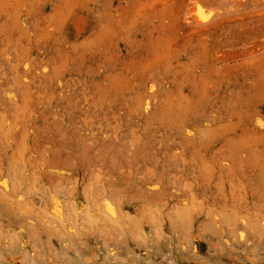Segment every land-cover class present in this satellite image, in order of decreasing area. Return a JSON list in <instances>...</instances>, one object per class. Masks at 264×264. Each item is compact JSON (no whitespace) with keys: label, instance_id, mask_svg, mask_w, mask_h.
<instances>
[{"label":"rangeland","instance_id":"374dc122","mask_svg":"<svg viewBox=\"0 0 264 264\" xmlns=\"http://www.w3.org/2000/svg\"><path fill=\"white\" fill-rule=\"evenodd\" d=\"M189 1L0 0V264H264V0Z\"/></svg>","mask_w":264,"mask_h":264},{"label":"bare ground","instance_id":"6f19581e","mask_svg":"<svg viewBox=\"0 0 264 264\" xmlns=\"http://www.w3.org/2000/svg\"><path fill=\"white\" fill-rule=\"evenodd\" d=\"M196 0H191L189 1L190 3H188L187 6V12L186 13V23L188 22L189 24L195 26V27H202L204 26V24L206 23V21H208L207 19L208 16L205 15V12H202V10L200 9L199 3L197 4ZM253 3V2H252ZM190 4V5H189ZM205 9V8H204ZM187 23V24H188ZM69 29H71L73 31V37L77 38L79 36H81L85 30V22L81 19L78 18H72L69 22ZM68 29V30H69ZM253 47V46H252ZM249 50V51H248ZM258 50V47L255 48H249L247 49V52L244 53L243 52H221V54H218L217 56V60H219L221 63L227 64L233 61H237L239 59L245 58V56L248 54H253ZM221 51V50H220ZM258 52V51H257ZM258 54V53H257ZM254 55V54H253ZM250 56V55H249ZM6 102V101H5ZM41 106V105H40ZM43 106V105H42ZM46 107V106H45ZM43 109V108H42ZM7 116V115H6ZM56 121V120H55ZM64 144V143H63ZM64 154V153H63ZM49 173V172H48ZM41 176V174H40ZM45 177V176H44ZM1 197V196H0ZM1 200V199H0ZM61 202V201H60ZM87 203V202H86ZM99 208V205H98ZM62 209V208H61ZM97 209V208H96ZM139 212V211H138ZM63 213V212H62ZM141 218V217H140ZM21 221V220H20ZM100 223V222H99ZM23 224V223H22ZM21 227V226H20ZM24 229V228H23ZM132 238V237H131ZM14 242V241H13ZM12 242V243H13ZM25 243V242H24ZM11 244V243H10ZM115 245V244H114ZM119 245V244H118ZM112 249V248H111Z\"/></svg>","mask_w":264,"mask_h":264}]
</instances>
